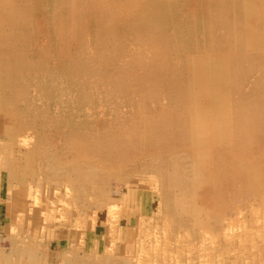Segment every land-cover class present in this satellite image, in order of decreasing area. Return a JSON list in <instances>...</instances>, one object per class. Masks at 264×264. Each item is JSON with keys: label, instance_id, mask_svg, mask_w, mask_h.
<instances>
[{"label": "rangeland", "instance_id": "obj_1", "mask_svg": "<svg viewBox=\"0 0 264 264\" xmlns=\"http://www.w3.org/2000/svg\"><path fill=\"white\" fill-rule=\"evenodd\" d=\"M0 22L23 47L0 52V264H264V107L236 141L264 0H0Z\"/></svg>", "mask_w": 264, "mask_h": 264}, {"label": "bare ground", "instance_id": "obj_2", "mask_svg": "<svg viewBox=\"0 0 264 264\" xmlns=\"http://www.w3.org/2000/svg\"><path fill=\"white\" fill-rule=\"evenodd\" d=\"M249 1H250V0H249ZM221 2H222V1H221ZM262 5H263V4H262ZM3 8H4V7H3ZM250 8H251V6H250ZM262 9H263V8H262ZM2 11H3V10H2ZM219 12H220V11H219ZM230 12H231V11H230ZM254 12H255V11H254ZM257 12H258V11H257ZM261 12H262V11H261ZM12 13H13V12H12ZM214 13H215V12H214ZM214 13H213V14H214ZM243 14H244V13H243ZM219 15H220V14H219ZM222 15H223V14H222ZM17 16H19V15H17ZM195 16H196V17H194V18L199 17V15H195ZM201 16H202V15H201ZM225 16H226V15H225ZM10 17H11V16H10ZM159 17H160V16H159ZM159 17H158V19H159ZM163 17H164V16H163ZM202 17H203V16H202ZM7 18H8V17H7ZM209 18H210V17H209ZM211 18H212V17H211ZM219 18H220V17H219ZM201 19H203V18H201ZM204 19H205V18H204ZM212 19H213V18H212ZM223 19H224V18H223ZM2 20H3V19H2ZM158 21H159V20H158ZM201 21L203 22V20H201ZM207 21H208V20H207ZM223 21H224V20H223ZM159 22H160V21H159ZM195 22H196V21H195ZM209 22H211V21H209ZM212 22H213V21H212ZM231 22H232V21H231ZM0 23H1V22H0ZM4 23H5V22H4ZM4 23H3V24H4ZM197 23H198V22H197ZM197 23H196V24H197ZM207 23H208V22H207ZM207 23H206V24H207ZM5 24H6V23H5ZM7 24H8V23H7ZM214 24H215V23H214ZM219 24H220V23H219ZM219 24H218V25H219ZM197 25H198V24H197ZM216 25H217V24H216ZM202 26H203V25H202ZM225 26H226V25L224 24V25H223V29H225ZM227 26H228V25H227ZM262 26H263V25H262ZM221 27H222V25L220 24V29L222 30ZM116 28H117V27H116ZM118 28H119V27H118ZM168 28H169V27H168ZM260 28H261V27H260ZM9 29H10V28H9ZM67 29H68V28H67ZM109 29H110L111 32H112V29H111V28H109ZM106 30H108V29L106 28ZM110 30H109V31H110ZM104 31H105V30H104ZM118 31H119V30H118ZM126 31H127V30H126ZM169 31H170V29H169ZM173 31H175V30H173ZM217 31H218V30H217ZM224 31H225V30H224ZM224 31H223V32H224ZM129 32H130V30H128V33H129ZM200 32H201V31H200ZM223 32H219V33L221 34V33H223ZM253 32H255V30H254ZM99 33H100V31H99ZM99 33H98V34H99ZM104 33H105V32H104ZM104 33H103V34H104ZM170 33H171V31H170ZM195 33L197 34V32H195ZM260 33H261V32H260ZM92 34H93V33H92ZM103 34H102V35H103ZM110 34H112V33H110ZM117 34H118V36H119V35H120V36H125L124 32H122V31H119ZM126 34H127V32H126ZM129 34H130V33H129ZM176 34H177V33H176ZM223 34H224V33H223ZM93 35L95 36V33H94ZM104 35H105V34H104ZM104 35H103V36H104ZM107 35H108V33H107ZM97 36H98V35H97ZM127 36H128V35H127ZM143 36H144V35H143ZM186 36H187V34H186ZM209 36H210V35H209ZM98 37H99V36H98ZM100 37L103 38L102 36H100ZM197 37H198V36H197ZM203 37H204V36H203ZM233 37H234V36H233ZM241 37H242V36H241ZM101 38H100V39L97 38L98 41L102 42V39H101ZM229 38H230V37H229ZM11 39H12V38H11ZM147 39H148V38H147ZM211 39H212V38H211ZM157 40H158V39H157ZM106 41H107V40H106ZM155 41H156V40H155ZM25 42H26V41H25ZM107 42H108V41H107ZM143 42H144V40H143ZM161 42H162V41L159 39V43H161ZM172 42H173V41H172ZM175 42H176V41H175ZM218 42H219V41H218ZM75 43H76V42H75ZM78 43L80 44V41H79ZM170 43H171V42H170ZM243 43H245V42H243ZM101 44H103V43H100V45H101ZM106 44H107V43H106ZM155 44H156V43H155ZM75 45H76V44H75ZM77 45H78V44H77ZM81 45H83V44H82V41H81ZM100 45H99V46H100ZM126 45H127V44H126ZM138 45H139V44H138ZM138 45H136V46H138ZM198 45H199V44H198ZM200 45H201V44H200ZM202 45H203V44H202ZM217 45H218V44H217ZM25 46H26V45H25ZM84 46H86V45H84ZM97 46H98V45H97ZM99 46H98V47H99ZM107 46H108V45H107ZM115 46H116V45H115ZM117 46H119V45L117 44ZM152 46H153V45H152ZM243 46H244V45H243ZM98 47H97V48H98ZM140 47H142V44L140 45ZM168 47H169V46H168ZM22 48H23V47H22V45H21V39H20L19 37H17V38H16V41H15V45H13V44H11V43H10V46H7V47H6L5 43L2 44V45H0V52H1V53L3 54V56L5 57V54H9V53H10V54H12V53H18V54L20 53V54H21V53L23 52ZM118 48H120V46H119ZM80 49H81V48H80ZM86 49H87V47H86ZM112 49H113V48H112ZM114 49H115V48H114ZM116 49H117V48H116ZM147 49H148V48H147ZM185 49H186V48H185ZM198 49H199V48H198ZM83 50H84V48H83ZM189 50H190V49H189ZM199 50H200V49H199ZM145 51H146V50H145ZM145 51H144V52H145ZM222 51H223V50H222ZM78 52H80V50L77 51V54H78ZM120 52H121V51H120ZM144 52H143V53H144ZM146 52H147V51H146ZM186 52H187V51H186ZM192 52H193V51H192ZM83 53H84V52H82V54H83ZM116 53H117V51H116ZM74 54H76V53H74ZM77 54H76L75 56H77ZM118 54H119V52L117 53V55H118ZM163 54H164V51H163ZM192 54H193V53H192ZM195 54H196V53H195ZM13 55H17V54H13ZM78 55H79V54H78ZM84 55H85V54H84ZM249 55H250V53H249ZM247 56H248V55H247ZM72 57H73V56H72ZM79 57H81V55H80ZM79 57L77 56V58L80 60ZM97 57H98V56H97ZM141 57H142V56H141ZM202 57H203V56H202ZM63 58H64V57H63ZM103 58H104V56H103ZM166 58H167V57H166ZM73 59H74V58H73ZM94 59H95V57H94ZM104 59H105V58H104ZM74 60H75V59H74ZM74 60H72V61H74ZM98 60H99V59H98ZM113 60H114V59H113ZM199 60H201V58H200ZM239 60H240V59H239ZM248 60H250V59H248ZM76 61H77V60H76ZM82 61H83V60H82ZM82 61H81V62H82ZM105 61H106V60H105ZM107 61H109V60L107 59ZM120 61H122V60H120ZM242 61H243V60H242ZM168 62H169V60H168ZM238 62H239V61H238ZM249 62H250V61H249ZM259 62H260V61H259ZM74 63H76V62L74 61ZM201 63H202V62H201ZM104 65H105V62H104ZM104 65H103V66H104ZM107 65H109V63H108ZM112 65H113V63H112ZM153 65H154V64H153ZM259 65H261V62H260ZM79 66H80V63H79ZM83 66H84V65H82V67H83ZM117 66H119V65H117ZM121 66H122V65H121ZM28 67H30V65H29ZM88 67H89V66H88ZM88 67H87V68H88ZM109 67H110V66H109ZM135 67H136V66H135ZM76 68H77V67H76ZM83 68H84V67H83ZM107 68H108V66H107ZM125 68L127 69V67H125ZM133 68H134V66H133ZM254 68H255V67H254ZM63 69H66L65 66H63V68L61 69L62 71H65V70H63ZM69 69H70V68H69ZM78 69H79V68H78ZM81 69H82V68H80V70H81ZM88 69H89V71H90L91 67L88 68ZM120 69H121V68H120ZM126 69H124V71H125ZM130 69H132V67H131ZM135 69L137 70V68H135ZM135 69H134V70H135ZM66 70H67V69H66ZM92 70H93V68H92ZM92 70H91V71H92ZM97 70H98V69L96 68V71H97ZM100 70H102V68H101ZM121 70H123V69H121ZM127 70H128V69H127ZM127 70H126V71H127ZM136 70H135V71H136ZM138 70H139V69H138ZM140 70H141V68H140ZM146 70H148V69H146ZM163 70H164V69H161V71H163ZM166 70H167V69H166ZM238 70H239V69H238ZM81 71H83V70H81ZM81 71H78L79 74L81 73ZM91 71H90V74L92 75ZM96 71H94V73H95ZM124 71H121V72H124ZM153 71H154V70H153ZM157 71H158V70H157ZM157 71H155V72H157ZM99 72H100V71H99ZM99 72H98V73H99ZM128 72H129V70H128ZM142 72H143V71H142ZM142 72H141V73H142ZM148 72H150V71H148ZM158 72H159V71H158ZM163 72H164V71H163ZM171 72H172V71H171ZM242 72H243V71H242ZM44 73H45V72H44ZM76 73H77V72H76ZM83 73H84V72H83ZM86 73H88V71H86ZM86 73H85V74H86ZM94 73H93V74H94ZM103 73H104V72H103ZM103 73H102V74H103ZM118 73H119V72H118ZM209 73H210V72H209ZM232 73H233V72H232ZM23 74H24V73H23ZM66 74L68 75V73H66ZM96 74H97V72H96ZM100 74H101V73H100ZM108 74H109V73H108ZM130 74H132V73L130 72ZM130 74H128V75L130 76ZM145 74H146V71H145L144 75H145ZM148 74H149V73H148ZM154 74H155V73H154ZM157 74H158V73H157ZM91 75H90V76H91ZM94 75H95V74H94ZM103 75L105 76V74H103ZM137 75H140V74H137ZM137 75H135V76H137ZM185 75H186V74H185ZM68 76H70V75H68ZM74 76H75V74H74ZM79 76H81V74H80ZM79 76H77V79L80 78ZM119 76H120V75L118 74V78H119ZM122 76H123V75H122ZM129 76H127V77L129 78ZM131 76H134V75H131ZM141 76H142V75H141ZM150 76L152 77V76H153V73H152V75H150ZM150 76H149V77H150ZM85 77H87V76L84 75V78H85ZM123 77H124V76H123ZM146 77H147V76H146ZM149 77H148V80H149ZM153 77H154V76H153ZM153 77H152V78H153ZM234 77H235V76H234ZM261 77H262V76H261ZM51 78H52V77H51ZM72 78H73V82H74V78H75V77H72ZM72 78H69V79L72 80ZM81 78H82V77H81ZM84 78H83V79H84ZM87 78H89V77H87ZM124 78H125V77H124ZM124 78H123V79H124ZM142 78H143V77H142ZM28 79H29V78H28ZM75 79H76V78H75ZM108 79H109V77H108ZM119 79H120V78H119ZM126 79H127V78H126ZM137 79H138V77H137ZM139 79H140V78H139ZM144 79H145V77H144ZM150 79H151V78H150ZM161 79H163V78H161ZM164 79H165V78H164ZM167 79H170V78H167ZM262 79H263V78H261V79H259V80H262ZM32 80H33V79H32ZM81 80H82V79H81ZM109 80H111V79H109ZM114 80H115V79H114ZM117 80H118V79H117ZM129 80H130V79H129ZM133 80H134V79H133ZM135 80H136V78H135ZM146 80H147V79H146ZM148 80H147V82H148V83H151V80H149L150 82H149ZM165 80H166V79H165ZM33 81H34V80H33ZM67 81H68V80H67ZM107 81H108V80H107ZM112 81H113V80H112ZM126 81H127V80H126ZM143 81H144V80H143ZM168 81H170V80H168ZM171 81H172V79H171ZM177 81L179 82V80H177ZM238 81H240V80H238ZM241 81H242V80H241ZM262 81H263V80H262ZM262 81H261V82H262ZM77 82H78V81H77ZM77 82H76V83H77ZM98 82H99V81H98ZM101 82H106V81H105V78H104V81H101ZM101 82H100V83H101ZM116 82H117V81H116ZM118 82H119V81H118ZM118 82H117V83H118ZM120 82H121V81H120ZM130 82H131V81H130ZM145 82H146V81H145ZM173 82H174V81H173ZM261 82L259 81V83H261ZM33 83H34V82H33ZM69 83H71V82L69 81ZM76 83H75V84H76ZM79 83L82 84L81 81H80ZM83 83H84V82H83ZM106 83H107V82H106ZM110 83H111V81L108 82L107 84L109 85ZM142 83H144V82H142ZM175 83H177V82H175ZM238 83H239V82H238ZM67 84H68V83H67ZM77 84H78V83H77ZM84 84H86V82H85ZM102 84H105V83H102ZM120 84H121V83H119V85H120ZM124 84H125V82H124ZM124 84H123V85H124ZM127 84H130V83H127ZM138 84H140V83H138ZM153 84H154V83H153ZM157 84H158V83H157ZM236 84H237V83H236ZM86 85H87V84H86ZM125 85H126V84H125ZM130 85H131V84H130ZM134 85L136 86V83H135V82H134ZM144 85H145V84H144ZM144 85H143V87H144ZM149 85H150V84H149ZM149 85H148V86H149ZM170 85H171V84H170ZM175 85H176V84H175ZM222 85H223V84H222ZM261 85H262V84H261ZM37 86H38V85H37ZM76 86H78V85H76ZM82 86H83V85H82ZM127 86H128V85H127ZM145 86H146V85H145ZM200 86H202V85H200ZM259 86H260V85H259ZM259 86H258V87H259ZM78 87H81V85H79ZM83 87H85V86H83ZM129 87H130V86H129ZM140 87H141V86H140ZM140 87H139V88H140ZM219 87H220V85H219ZM59 88H60V87H59ZM158 88H159V87H158ZM217 88H218V87H217ZM255 88H256V87H255ZM29 89H30V88H29ZM85 89H87V87L83 89V90L86 92ZM170 89H171V88H170ZM77 90L81 91V89H77ZM77 90H76V91H77ZM83 90H82V91H83ZM124 90H125V89H124ZM130 90H131V89H130ZM87 91H88V90H87ZM117 91H118V90H117ZM36 92H37V91H36ZM114 92H116V91H114ZM120 92H121V91H120ZM130 92H131V91H130ZM83 93H84V92H83ZM87 93H88V92H86V94H87ZM141 93H142V92H141ZM84 94H85V93H84ZM84 94H83V95H84ZM99 94H100V93H99ZM120 94H121V93H120ZM137 94H138V93H137ZM175 94H176V92H175ZM31 95H32V94H31ZM78 95H79V92H78ZM171 95H172V94H171ZM261 95H262V94H261ZM86 96H87V95H86ZM130 96H131V95H130ZM136 96H138V95H136ZM139 96H140V95H139ZM165 96H166V95H165ZM183 96H184V95H183ZM251 96H255V95H251ZM251 96H250V97H251ZM258 96H259V95H258ZM263 96H264V95H263ZM263 96H262V97H263ZM21 97H22V96H21ZM71 97H72V95H71ZM176 97H177V96H176ZM185 97L187 98L186 94H185ZM240 97H241V96H240ZM243 97H244V96H243ZM82 98H83V96H82ZM143 98H144V97H143ZM203 98H204V97H203ZM247 98H249V97H247ZM247 98H246V99H247ZM79 99H80V98H79ZM140 99H142V98H140ZM261 99H262V98H261ZM69 100H70V99H69ZM84 100H85V99H84ZM147 100H148V97H147ZM153 100H154V99H153ZM254 100H255V99H254ZM30 101H31V100H30ZM250 101H251V100H250ZM255 101H256V100H255ZM255 101H254V102H255ZM64 102H65V100H64ZM185 102H186V100H185ZM247 102H248V101H247ZM252 102H253V99H252ZM67 103H68V102H67ZM180 103H181V102H180ZM183 103H184V101H183ZM239 103H240V102H239ZM256 103H257V105H256V104L254 105V103H253V105H252V104H249V105L246 106V107H248L247 112L249 111V113H251V118H252V119H251V124H248V122H247V123H245V124L243 125V127H240V128L238 129L240 135H239V133L237 132L238 137H237V140H236V141H239V140H240V141H239L240 143H241V142H245V143H246V141L251 142V141H252V139H251L252 135H254V134H256L257 132H259V130L262 128L261 125H263V124H262L263 121H261V119H260V115L258 114V113H259L258 107H259L260 110L262 109V107H264V98H263L261 101H260V100H259V101H256ZM258 103H259V104H258ZM246 104H247V103H245V105H246ZM112 105H113V104H112ZM251 105H252V106H251ZM39 107H40V106H39ZM113 107H114V106H113ZM155 107H157V106H155ZM83 108H84V107H83ZM129 108H130V107H129ZM151 108H152V107H151ZM63 109H64V108H63ZM136 109H137V108H136ZM249 109H250V110H249ZM98 110H99V109H98ZM133 110H134V109H133ZM149 110H150V109H149ZM96 111H97V110H96ZM250 111H251V112H250ZM88 112H89V111H88ZM139 112H140V111H139ZM175 112H176V111H175ZM140 113H141V112H140ZM176 113H177V112H176ZM191 113H192V112H191ZM249 113H247V114H249ZM50 114H52V113H50ZM59 114H60V113H59ZM169 114H170V113H169ZM177 114H180V113L178 112ZM177 114H175V116H176ZM235 114H237L236 111H235ZM244 114H245V113H244ZM167 115H168V114H167ZM184 115H185V114H184ZM184 115H183V116H184ZM64 116H65V115H64ZM100 116H101V115H100ZM113 117H114V116H113ZM176 117H179V118H180V117H181V114H180V116L178 115V116H176ZM261 117H262V115H261ZM58 118H59V117H58ZM58 118H57V119H58ZM116 118H117V117H116ZM174 118H175V117H174ZM179 118H178V119H179ZM85 119H86V118H85ZM176 119H177V118H176ZM176 119H175V120H176ZM180 119H181V118H180ZM75 120H76V119H75ZM119 120H120V119H119ZM37 121H38V120H37ZM146 121H147V120H146ZM150 121H151V120H150ZM152 121H153V120H152ZM241 121H242V120H241ZM241 121H240V122H241ZM114 122H115V121H114ZM153 122H154V121H153ZM182 122H183V121H182ZM182 122H181V123H182ZM243 122H244V121H243ZM167 123H168V122H167ZM179 123H180V121H179ZM47 124H48V123H47ZM95 124H96V122H95ZM220 124H221V123H220ZM228 124H229V123H228ZM41 126H42V125H41ZM44 126H45V125H44ZM107 126H108V125H107ZM113 126H114V125H113ZM153 126H154V125H153ZM153 126H152V127H153ZM248 126H249V128H248ZM181 127H182V129H184L183 127H185V125L182 126V124H181ZM146 128H147V127H146ZM191 128H192V127H191ZM40 129H41V128H40ZM104 129H105V128H104ZM150 129H151V128H150ZM185 129H186V128H185ZM100 131H101V130H100ZM150 131H151V130H150ZM164 131H165V130H164ZM164 131H162V132H164ZM169 131H170V130H169ZM181 131H182V130H181ZM148 132H149V131H148ZM165 132H166V131H165ZM83 133H84V132H83ZM136 133H137V132H136ZM150 133H151V132H150ZM86 134H88V133H86ZM132 134H133V133H132ZM163 134L166 135V133H163ZM170 134H171V133H170ZM182 134H183V133H182ZM218 134H220V133H218ZM75 135H76V134H75ZM161 135H162V133H161ZM86 136H87V135H86ZM88 136H89V138H90V137L92 136V134H91V135H88ZM102 136H103V135H102ZM148 136H149V135H148ZM148 136H147V137H148ZM191 136H192V135H191ZM145 137H146V135H145ZM147 137H146V138H147ZM218 137H219V136H218ZM68 138H69V137H68ZM82 138H83V136H82ZM121 138H123V136H121ZM137 138H138V137H137ZM146 138H145V140H146ZM159 138H160V137H159ZM162 138H163V137H162ZM188 138H189V137H188ZM69 139H70V138H69ZM72 139H73V138H72ZM96 139H98V138H96ZM109 139H110V138H109ZM147 139H149V138H147ZM80 140H81V139H80ZM145 140H144V141H145ZM242 140H246V141H242ZM70 141H71V140H68L67 143L70 142ZM78 141H79V140H78ZM113 141H114V140H113ZM155 141H156V140H155ZM80 142H81V141H80ZM146 142H147V141H146ZM75 143H76V142H75ZM96 143H97V142H96ZM162 143H163V142H162ZM68 144H69V143H68ZM76 144H77V143H76ZM78 144H79V143H78ZM141 144H142V143H141ZM160 144H161V142H160ZM249 144H250V143H249ZM84 145H85V144H84ZM88 145H89V144H88ZM101 145H102V144H101ZM124 145H126V144H124ZM152 145H153V144H152ZM161 145H162V144H161ZM239 145H243V146H244V144H239ZM247 145H248V144H247ZM89 146H91V145H89ZM89 146H88V148H89ZM147 146H148V145H147ZM149 146H150V145H149ZM154 146H155V145H154ZM154 146H152V148H153ZM233 146H235V145H233ZM250 146H251V145H250ZM82 147H83V146H82ZM86 147H87V146H86ZM92 147H93V146H92ZM136 147H138V145H137ZM163 147H164V146H163ZM246 147H248V146H246ZM104 148H105V147H104ZM152 148H151V149H152ZM249 148H250V147H249ZM76 149H77V148H76ZM100 149H102V147H101ZM79 150H80V149H79ZM89 150H90V149H89ZM96 150H97V149H96ZM187 150H188V149H187ZM244 150H245V149H244ZM74 151H76V150H74ZM74 151H73V152H74ZM101 151H102V150H101ZM149 151H151V150H149ZM153 151H154V150H153ZM237 151H238V150H237ZM71 152H72V151H71ZM115 152H116V151H115ZM115 152H114V153H115ZM186 152H187V151H186ZM79 153H80V152H78V156H79ZM99 153H100V151H99ZM73 154H74V153H73ZM82 154H83V153H82ZM82 154H81V155H82ZM89 154H91V153H89ZM105 154H106V152H105ZM108 154H109V153H108ZM108 154H107V155H108ZM111 154H112V153H111ZM235 154H236V153H235ZM102 155H103V154H102ZM167 155H168V154H167ZM217 155H218V154H217ZM84 156H86V155H84ZM112 156H113V155H112ZM218 156H219V155H218ZM106 157H107V156H106ZM126 157H127V156H126ZM186 157H187V156H186ZM232 157H233V156H232ZM188 158H189V157H188ZM57 160H58V159H57ZM110 160H111V158H110ZM186 160H187V159H186ZM194 160H195V159H194ZM250 160H251V159H250ZM73 161H74V160H73ZM180 161H181V160H180ZM251 161H252V160H251ZM251 161H250V162H251ZM59 162H60V161H59ZM74 162H76V160H75ZM78 162H79V161H78ZM87 162H88V161H87ZM103 162H104V161H103ZM216 162H217V161H216ZM216 162H215V163H216ZM250 162H249V163H250ZM69 163H70V161H69ZM83 163H84V162H83ZM179 163H180V162H179ZM181 163H183V164H184V163H185V164L187 163V165H189L188 162L181 161ZM212 163H214V162H212ZM215 163H214V164H215ZM247 163H248V162H247ZM106 164H107V162H106ZM150 164H151V163H150ZM67 165H68V164H67ZM99 165H100V164H99ZM203 165H204V164H203ZM63 166H64V165H63ZM84 166H85V165H84ZM84 166H83V167H84ZM222 166H223V165H222ZM224 166H225V165H224ZM245 166H246V165H245ZM89 167H90V166H89ZM98 167H99V166H98ZM102 167H103V166H102ZM156 167H157V166H156ZM177 167H178V166H177ZM183 167L186 168L187 166L183 165ZM208 167L210 168V166H208ZM214 167H215V166H213V165L211 166V170H212V172H214V170H213ZM109 168H110V167H109ZM113 168H114V167H113ZM136 168H137V167H136ZM172 168H173V167H172ZM178 168H179V167H178ZM184 168H183V169H184ZM188 168H190V167H188ZM204 168H205V167H204ZM248 168H249V167H248ZM248 168H246L247 171H248V170H250V171L253 170V169H251L252 167H250L249 169H248ZM81 169H82V168H81ZM90 169H91V168H90ZM96 169L98 170V169H100V168H96ZM159 169H160V168H159ZM159 169H158V170H159ZM167 169H168V168H167ZM186 169H187V168H186ZM216 169H217L218 172H219V169H220V168H216ZM233 169H236V168H233ZM78 170H79V169H78ZM82 170H85V169H82ZM101 170H102V171H105V170L102 169V168H101ZM107 170H108V169H107ZM107 170H106V176H104L103 178H105V177H107L108 175H110V171H107ZM236 170H237V169H236ZM241 170H242V169H241ZM85 171H88V170H85ZM85 171H84V172H85ZM102 171H100V172H102ZM155 171H156V170H155ZM169 171H170V170H169ZM172 171H174V170H172ZM175 171H176V170H175ZM188 171H189V170H188ZM220 171H222V169H221ZM224 171H225V170H224ZM247 171H246V172H247ZM64 172H65V171H64ZM82 172H83V171H82ZM84 172H83V173H84ZM91 172H92V171H91ZM93 172L96 173V171H93ZM114 172H115V171H114ZM167 172H168V170H167ZM178 172H179V171H176L177 176H178ZM218 172L215 171V174H217ZM80 173H81V171H80ZM112 173H113V172H112ZM157 173H158V172H157ZM176 173H175V174H176ZM184 173H185V172H184ZM184 173H183V174H184ZM70 174H72V173L70 172ZM91 174H92V173L88 174V177L86 176L87 174H86V175H82V177L84 178V176H86V178H88L87 181H88L89 179H90V181H91V177H90ZM117 174H118V173H117ZM129 174H130V172H129ZM131 174H132V173H131ZM136 174H137V173H136ZM153 174H154V172H153ZM155 174H156V173H155ZM155 174H154V175H155ZM169 174H170V173H169ZM175 174H173V175L175 176ZM183 174H182V175H183ZM186 174H187V171H186ZM194 174H195V173H194ZM232 174H233V173H232ZM241 174H242V173H241ZM75 175H76V174H75ZM157 175H158V174H157ZM188 175H189V174H188ZM244 175H245V174H244ZM244 175L241 176V175H237V174H236V175H235V178L238 177V178H242V179H244ZM79 176H80V175H79ZM97 176H98V175H97ZM100 176H101V175H100ZM192 176H193V174H192ZM214 176H215V175H214ZM92 177H94V176H92ZM158 177H159V176H158ZM186 177H187V175H186ZM194 177H196V176H194ZM95 178H97V177L95 176ZM159 178H160V177H159ZM184 178H185V174H184ZM184 178H183V180H184ZM210 178L212 179V178H214V177H210ZM228 178H229V177H228ZM235 178H234V179H235ZM73 179H74V178H73ZM92 179H94V178H92ZM185 179H186V178H185ZM187 179H188V178H187ZM187 179H186V180H187ZM199 179H200V178H199ZM75 180H76V179H75ZM75 180H74V181H75ZM98 180H99V179H98ZM109 180H110V179H109ZM112 180H113V179H112ZM183 180H182V181H183ZM186 180H185L186 184H187V183H189V184H187V185L184 184V185H186L187 187H189V185H190L191 182L189 181V179H188V181H186ZM190 180H191V179H190ZM220 180H221V179H220ZM245 180H246L247 182H249V179L246 178ZM256 180H257V179H256ZM80 181H81V180H80ZM106 181H107V180H106ZM194 181H195V180H194ZM194 181H192V182H194ZM212 181H213V180H212ZM233 181H234V180H233ZM233 181H232V182H233ZM236 181H237V180H236ZM238 181H240V180H238ZM95 182H97V181H95ZM104 182H105V181H104ZM185 182H183V183H185ZM247 182L245 183V181H243V184H247ZM76 183H77V182H76ZM212 183H213V182H212ZM100 184H101V183H100ZM108 184H109V183H108ZM191 184H193V183H191ZM237 184H238V183H237ZM106 185H107V184H106ZM212 185H213V184H212ZM89 186H90V185H89ZM184 187H185V186H184ZM237 188H238V187H237ZM237 188H236V189H237ZM185 189H186V188H185ZM236 189H234V190H236ZM182 191L184 192L185 190H182ZM237 191H238V190H237ZM183 192H180V193H182L181 196H183V194H185V193H183ZM212 194H213V193H212ZM179 199H180V198H179ZM237 200H238V199H237ZM176 201H177V199H176ZM181 202H182L181 200H180V202L178 201V202H177L178 205H180L179 203H181ZM220 202H221V201H220ZM182 203H183V202H182ZM182 203H181V205H182ZM173 205H174V204H173ZM181 205H180V207H181ZM174 206H175V205H174ZM199 210H200V209H199ZM202 216H203V215H202ZM206 218H207V217H206ZM233 224H234V223H233Z\"/></svg>", "mask_w": 264, "mask_h": 264}]
</instances>
